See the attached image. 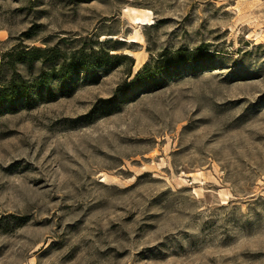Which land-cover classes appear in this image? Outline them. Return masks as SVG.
Here are the masks:
<instances>
[{
	"label": "rangeland",
	"instance_id": "1",
	"mask_svg": "<svg viewBox=\"0 0 264 264\" xmlns=\"http://www.w3.org/2000/svg\"><path fill=\"white\" fill-rule=\"evenodd\" d=\"M4 53L0 264H264V0H0Z\"/></svg>",
	"mask_w": 264,
	"mask_h": 264
},
{
	"label": "trees",
	"instance_id": "2",
	"mask_svg": "<svg viewBox=\"0 0 264 264\" xmlns=\"http://www.w3.org/2000/svg\"><path fill=\"white\" fill-rule=\"evenodd\" d=\"M38 51H44L42 49H38ZM32 54V51H28L26 53H23L24 58L27 56H30ZM6 56L8 57L9 55L3 54L2 58V63L0 65V73L2 70L3 65L5 64ZM107 57L110 58H115V56H111L110 53L106 54ZM117 58V57H116ZM12 64L14 65V62L12 61ZM85 63L83 62V67L87 68L89 65H84ZM130 85V83H129ZM28 94V87L25 84V81L22 80H13L9 83H1L0 80V109L7 103L13 102L17 99H20L24 95Z\"/></svg>",
	"mask_w": 264,
	"mask_h": 264
},
{
	"label": "bare ground",
	"instance_id": "3",
	"mask_svg": "<svg viewBox=\"0 0 264 264\" xmlns=\"http://www.w3.org/2000/svg\"><path fill=\"white\" fill-rule=\"evenodd\" d=\"M143 20H150V19H148V18H143V17H136V21H137V23L138 22H141V21H143Z\"/></svg>",
	"mask_w": 264,
	"mask_h": 264
}]
</instances>
